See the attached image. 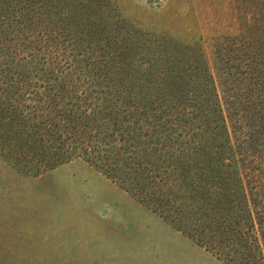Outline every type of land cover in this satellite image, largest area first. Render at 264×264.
Instances as JSON below:
<instances>
[{"label": "trees", "instance_id": "obj_1", "mask_svg": "<svg viewBox=\"0 0 264 264\" xmlns=\"http://www.w3.org/2000/svg\"><path fill=\"white\" fill-rule=\"evenodd\" d=\"M50 7L0 0L5 160L37 176L84 159L225 263L264 264V193L245 173L246 156L264 159V38L243 50L260 66L243 98L236 83L224 89L221 65L220 91L204 57L179 65L154 35L121 27L107 35L81 15L54 21ZM139 52L153 57L138 64Z\"/></svg>", "mask_w": 264, "mask_h": 264}, {"label": "rangeland", "instance_id": "obj_2", "mask_svg": "<svg viewBox=\"0 0 264 264\" xmlns=\"http://www.w3.org/2000/svg\"><path fill=\"white\" fill-rule=\"evenodd\" d=\"M49 1L51 11L45 15L54 21L72 23L81 15L101 22L107 35L120 27L154 35L167 41V54L177 56L179 65H201V58H206L220 91V65L227 81L224 89L236 83L243 98L248 96L245 84L256 74L253 68L260 67L242 54L264 38V0ZM62 47L67 51L61 48L59 53H71L70 43ZM152 48L165 54L162 46ZM229 49L232 60L227 62ZM2 55L0 49V61ZM148 57L153 55L139 52L133 59L139 64ZM261 148L264 154V145ZM246 157V177L264 193V159L251 162ZM0 264L227 263L84 159L31 176L18 171L0 152Z\"/></svg>", "mask_w": 264, "mask_h": 264}]
</instances>
